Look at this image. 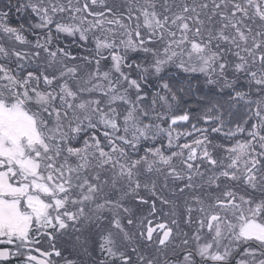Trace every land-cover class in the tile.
<instances>
[{"label": "snow or ice", "instance_id": "6c2138e0", "mask_svg": "<svg viewBox=\"0 0 264 264\" xmlns=\"http://www.w3.org/2000/svg\"><path fill=\"white\" fill-rule=\"evenodd\" d=\"M13 262L264 264V0H0Z\"/></svg>", "mask_w": 264, "mask_h": 264}, {"label": "trees", "instance_id": "16d2710c", "mask_svg": "<svg viewBox=\"0 0 264 264\" xmlns=\"http://www.w3.org/2000/svg\"><path fill=\"white\" fill-rule=\"evenodd\" d=\"M13 22H15V20ZM178 130L179 131H185V130H191V129H190L189 125H182V126L178 127ZM181 142L183 143L184 141L182 140Z\"/></svg>", "mask_w": 264, "mask_h": 264}, {"label": "flooded vegetation", "instance_id": "af4514ba", "mask_svg": "<svg viewBox=\"0 0 264 264\" xmlns=\"http://www.w3.org/2000/svg\"><path fill=\"white\" fill-rule=\"evenodd\" d=\"M13 264H15V262H13Z\"/></svg>", "mask_w": 264, "mask_h": 264}]
</instances>
